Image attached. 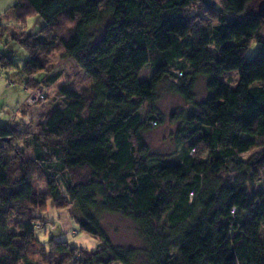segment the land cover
<instances>
[{
	"label": "trees",
	"instance_id": "obj_1",
	"mask_svg": "<svg viewBox=\"0 0 264 264\" xmlns=\"http://www.w3.org/2000/svg\"><path fill=\"white\" fill-rule=\"evenodd\" d=\"M210 1L17 0L10 7L16 20L36 11L44 23L34 35L0 23L32 59L30 72H21L27 88L60 79L42 61L53 54L73 61L91 85L62 86L63 105L36 132L0 127V264H41L34 254L63 264H264L262 0H219L221 9ZM202 5L209 16L190 14ZM65 21L74 27L65 31ZM252 42L258 48L248 58ZM146 67L154 74L141 82ZM0 68L17 66L1 56ZM39 71L44 83L34 78ZM233 71L235 86L223 82ZM199 78L203 101L194 93ZM165 81L190 106L171 113L178 153L169 157L152 155L143 139L164 124L156 105ZM49 199L57 209L76 204L80 230L103 243L89 252L50 241L47 253L34 232ZM100 212L132 222L143 248L114 245Z\"/></svg>",
	"mask_w": 264,
	"mask_h": 264
},
{
	"label": "rangeland",
	"instance_id": "obj_2",
	"mask_svg": "<svg viewBox=\"0 0 264 264\" xmlns=\"http://www.w3.org/2000/svg\"><path fill=\"white\" fill-rule=\"evenodd\" d=\"M16 1L17 0H15V3ZM212 3L214 4L213 7L221 9V2L219 0H211L210 5ZM14 4H12L10 7H12ZM209 7L210 6L206 5H202L201 7H193L190 14H202L203 16H207L208 14L209 16L211 12L208 11H213ZM206 11L208 12L207 14L205 13ZM37 23L39 26L34 30L27 31L26 34L34 35L38 33L43 27L44 23L41 19L38 20ZM2 25L4 27H7V25ZM0 41H2L5 45L4 47H0V57L5 56L10 58L11 61L17 66V68H14L15 71L12 72L0 68V70H4V77L8 81V83L4 85L3 90L0 91V112H3V116H0V127L8 128L10 126H13V124H18L22 129L36 132L39 123L45 122L48 112L55 106L63 105L64 98L60 92L62 86H67L74 91L81 92L91 85L90 79L84 74L82 70L78 68V66L73 61L60 58V54H53L49 57H42V61H45L46 64L50 66V74L60 75V79L54 85L45 87L43 90L38 89L39 87L37 89H34L35 91H43L44 99L35 104H30L28 102L30 94L25 90L24 85L22 84V78L24 75L21 72H30V70L32 69L31 65L34 66V64L32 63V59L28 53L27 55H24L22 52H20L19 48L17 47L19 45L14 43L7 34H4L1 31ZM257 48L258 47L256 42H252L251 49L248 52L247 57H253L255 52L257 51ZM18 71L20 73H18ZM37 73H39V75H35ZM153 74L154 70L146 67L140 74V81H149L152 78ZM13 77H16V79H13ZM45 77L46 74L44 72L39 71L34 73V78L38 82L44 83L43 80L45 79ZM223 82L229 85H237L238 74L234 71L226 73V75L223 77ZM11 85L15 86L9 90V86ZM257 85L260 86L262 84L258 83ZM194 93L197 101H203L206 98L207 89L206 80L204 78L198 79L197 85L194 89ZM21 94H27L23 97V102H21ZM157 94L158 102L156 107L162 114L165 121L162 126L149 130L145 134H143V139L149 146L152 155H158L161 157L175 156L178 153V149L176 147L174 136L179 124H172L170 119L171 113L174 111H187L190 106H188L185 100H183L179 95L174 93L170 81H165L164 83H162L158 88ZM13 96L15 97V101L10 103ZM16 105H19V107H16ZM5 108H8V111L4 112ZM17 112L20 113L19 118L16 115ZM197 140L198 138L188 143L186 145V148H190L197 142ZM247 157L248 155L244 156L243 158L247 159ZM43 188L41 187L40 183L36 185V189L39 193L44 191ZM47 206L48 204L46 205V207ZM69 212L72 219L75 220L76 223H78L77 220L81 217V213L77 205H71V207L69 208ZM38 215L41 218L39 221V226L41 228H46L49 223H55V220L51 216H45L40 211L38 212ZM60 215H62V213ZM98 216L103 228L107 232V235L114 245L134 249L143 248V242L140 238L138 229L132 222L115 214L100 212ZM36 226L37 225L35 224V228ZM79 230L69 224L67 228H62L61 230L49 233L47 244L50 245V241H55L69 243L71 247H81L74 242L70 243L67 239L68 231H71L73 235H75ZM36 238L39 240L37 236ZM42 244L44 245V243ZM49 249L50 248L46 250L47 253L49 252ZM36 256H39V259L35 260L40 262L41 264H49L51 260H53V262L56 264H63V262H59V259L55 257V259H50L53 257L47 256L48 258L45 259L39 254H34V257ZM141 262H139V264H141Z\"/></svg>",
	"mask_w": 264,
	"mask_h": 264
},
{
	"label": "clouds",
	"instance_id": "obj_3",
	"mask_svg": "<svg viewBox=\"0 0 264 264\" xmlns=\"http://www.w3.org/2000/svg\"><path fill=\"white\" fill-rule=\"evenodd\" d=\"M15 3V0H0V23L7 25V28L9 30H14L18 33L21 32H27L29 30H34L39 25L37 23L38 20L41 19L40 13L36 11H32L24 17L23 20H16L13 15H10L12 12V9L10 6ZM7 17V18H6ZM75 22L74 21H65L64 22V30L73 28ZM2 41H0V47H4ZM24 55H27V51L21 47L17 46ZM8 71L12 72L15 71V69H9ZM39 75V73L35 74ZM13 79H16V77H13ZM8 81L4 77V70H0V91L3 90L4 85L7 84ZM15 85L9 86V90L14 87ZM31 91V89L29 90ZM27 94H21V102H23V97ZM15 101V97H12V100L10 103ZM16 107H19V105H16ZM8 111V108L4 109V112ZM17 117H20V113L17 112ZM0 116H3V112H0ZM26 118V117H25ZM246 158V157H245ZM195 196V193L189 194V199L191 200ZM71 207V206H69ZM37 211H40L45 216H51L55 223H49L46 228H41L39 226V222L36 223V228L34 234L39 238V241L44 243L45 250H48L49 245L47 244L49 233L55 232L58 230H61L62 228H67L70 224L72 227L76 228L77 230L80 229V225L75 222V220L72 219L69 208L64 209H57L54 206H52L51 200L48 201V206L44 209H38ZM62 213V215H60ZM67 239L70 243L74 242L78 246L83 247L87 251L91 252L92 250L96 249L99 245L103 243V240L99 238L98 236H94L91 233H88L83 230H79L75 235L71 231H68ZM79 254V253H77ZM33 259H39V256L33 257ZM20 264H23V261L20 262Z\"/></svg>",
	"mask_w": 264,
	"mask_h": 264
},
{
	"label": "built area",
	"instance_id": "obj_4",
	"mask_svg": "<svg viewBox=\"0 0 264 264\" xmlns=\"http://www.w3.org/2000/svg\"><path fill=\"white\" fill-rule=\"evenodd\" d=\"M43 99H44V93L42 91H32V93H30L28 102L30 104H35Z\"/></svg>",
	"mask_w": 264,
	"mask_h": 264
},
{
	"label": "water",
	"instance_id": "obj_5",
	"mask_svg": "<svg viewBox=\"0 0 264 264\" xmlns=\"http://www.w3.org/2000/svg\"><path fill=\"white\" fill-rule=\"evenodd\" d=\"M257 15L264 20V0L258 4Z\"/></svg>",
	"mask_w": 264,
	"mask_h": 264
},
{
	"label": "crops",
	"instance_id": "obj_6",
	"mask_svg": "<svg viewBox=\"0 0 264 264\" xmlns=\"http://www.w3.org/2000/svg\"><path fill=\"white\" fill-rule=\"evenodd\" d=\"M18 73H20V72L18 71ZM22 84L24 85L25 90L30 94V91H29L30 88L26 87V79H25V77L22 78Z\"/></svg>",
	"mask_w": 264,
	"mask_h": 264
}]
</instances>
